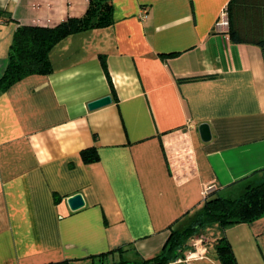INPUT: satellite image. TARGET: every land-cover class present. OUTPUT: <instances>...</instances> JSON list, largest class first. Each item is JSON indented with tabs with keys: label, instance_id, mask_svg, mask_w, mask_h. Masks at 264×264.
I'll list each match as a JSON object with an SVG mask.
<instances>
[{
	"label": "crops",
	"instance_id": "0c3cea01",
	"mask_svg": "<svg viewBox=\"0 0 264 264\" xmlns=\"http://www.w3.org/2000/svg\"><path fill=\"white\" fill-rule=\"evenodd\" d=\"M229 1L112 0L113 24L65 37L52 72L0 95V264L152 258L208 193L236 198L264 180V53L216 30ZM89 3L0 0V77L19 26H55ZM91 146L100 158L85 163ZM208 228L186 251L207 239L195 264H222V236L238 264H264V215Z\"/></svg>",
	"mask_w": 264,
	"mask_h": 264
},
{
	"label": "trees",
	"instance_id": "16d2710c",
	"mask_svg": "<svg viewBox=\"0 0 264 264\" xmlns=\"http://www.w3.org/2000/svg\"><path fill=\"white\" fill-rule=\"evenodd\" d=\"M229 15L228 33L237 43H254L264 53V0H230L225 8ZM114 22L112 0H90L85 14L69 17L55 26L21 25L17 28L10 44L9 55L0 77V95L13 84L32 74H48L54 70L51 51L65 37L94 28L106 27ZM102 63L110 80L112 95L117 92L107 61ZM85 163L99 160L97 146L81 151ZM264 215V180L257 185H249L239 197L231 198L213 191L207 194L202 206L197 209L190 224L173 229L163 249L154 257L136 260H122L116 263L105 261V254L91 256L90 262L83 264H167L183 255L191 245V239L208 227L219 225L223 228L252 222ZM215 250L222 264H238L233 248L226 236L215 242ZM47 264H73L70 260Z\"/></svg>",
	"mask_w": 264,
	"mask_h": 264
},
{
	"label": "built area",
	"instance_id": "2783aa9c",
	"mask_svg": "<svg viewBox=\"0 0 264 264\" xmlns=\"http://www.w3.org/2000/svg\"><path fill=\"white\" fill-rule=\"evenodd\" d=\"M217 31L229 30V15L226 9L221 13V16L216 24ZM209 242L203 236H196L193 239L192 249L186 252L184 255H180L177 258L171 260L167 264H195L197 260L207 257L209 253Z\"/></svg>",
	"mask_w": 264,
	"mask_h": 264
},
{
	"label": "water",
	"instance_id": "95a60500",
	"mask_svg": "<svg viewBox=\"0 0 264 264\" xmlns=\"http://www.w3.org/2000/svg\"><path fill=\"white\" fill-rule=\"evenodd\" d=\"M112 96L107 95L104 97H101L99 99H96L94 101H91L89 103L90 109H97L102 106H105L112 102ZM201 136L203 140L208 141L211 139V131L208 123H202L199 127ZM85 201L82 196V194H76L69 198V204L73 210L79 209L84 205Z\"/></svg>",
	"mask_w": 264,
	"mask_h": 264
},
{
	"label": "rangeland",
	"instance_id": "374dc122",
	"mask_svg": "<svg viewBox=\"0 0 264 264\" xmlns=\"http://www.w3.org/2000/svg\"><path fill=\"white\" fill-rule=\"evenodd\" d=\"M206 230V229H205ZM203 232H205V235L208 237V236H210L211 235V232L209 231V228L207 229V231H203ZM209 238V237H208ZM129 264H131V263H129Z\"/></svg>",
	"mask_w": 264,
	"mask_h": 264
}]
</instances>
